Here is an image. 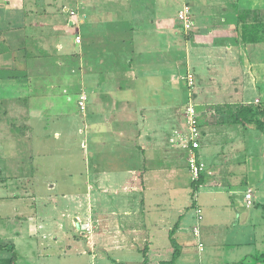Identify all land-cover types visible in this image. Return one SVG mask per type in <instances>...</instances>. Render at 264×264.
<instances>
[{
    "label": "crops",
    "instance_id": "0c3cea01",
    "mask_svg": "<svg viewBox=\"0 0 264 264\" xmlns=\"http://www.w3.org/2000/svg\"><path fill=\"white\" fill-rule=\"evenodd\" d=\"M68 1L0 0V243L6 246L0 249V264H10V247L15 251L16 264H47L53 256L65 259L70 256L73 235L86 237L83 225L93 227L92 250H102L101 264L112 259L110 252H118L121 258L124 253L128 260L127 254L136 251H144L141 264L145 258L148 264H162L172 259L170 233L176 224L175 238L181 250L176 264L196 262L192 237L198 240L199 256L208 253L196 264H219L216 227L222 224L205 226L203 233V211L198 208V225L191 231L187 219L168 209L180 196L192 193L193 182L189 151L171 142L175 132L184 128L182 113L180 119L178 115L172 121L167 111L180 102L173 96L185 98L182 77L192 73L195 86L188 98L199 113L203 129L199 152L205 164V182L193 197L199 198V190L204 188L208 195L205 203L215 208L225 202L230 212L233 196L232 204L246 211L264 204L254 196L252 187L227 189L223 177L227 167L222 162L234 135L263 136L258 137L253 126L227 124L219 119L226 111L222 109L229 106L264 105V41H244L241 21L252 11L264 19V0H192L198 42L184 36L177 19L182 0H91L93 4L83 8L91 16L92 7L113 11L112 21L106 24L110 32L103 31L99 34L102 40L96 41L87 22H82L83 28L79 26L69 43V36L57 42L56 16H62L68 29L76 25L71 16L61 13L63 9L71 12ZM248 17L257 20L256 15ZM77 37H81L79 45ZM100 51L104 60L97 55ZM89 57L95 64L88 65ZM73 58L76 67L71 64ZM78 70L81 75L86 71L80 80L79 95L87 96V107L81 113L93 121L90 128L79 131L85 139L83 152L76 154L87 187L79 195L62 193L59 199L54 197L58 185L38 179L35 173L43 168L51 170L55 163L60 172L72 170L70 135L64 134L66 127H56L55 122L66 116L62 88ZM119 72H123L122 77ZM137 79L142 80L138 83ZM177 85L179 94L175 92ZM40 106L49 110L41 111ZM56 141L60 142L59 148ZM258 167L257 163L251 164L249 176L243 180L260 182L264 176ZM175 179L180 196L174 190ZM225 191L230 202L212 196ZM248 192L253 195L251 206L246 200ZM151 194L158 198L152 209L146 204ZM261 194L259 190L258 197ZM93 196L97 199L94 213L89 204ZM220 200L223 202L218 203ZM198 210L202 211L200 221ZM247 214L246 221L252 212ZM196 227L199 235L195 234ZM261 255L255 258L256 264H264ZM111 261L132 264L124 259Z\"/></svg>",
    "mask_w": 264,
    "mask_h": 264
},
{
    "label": "rangeland",
    "instance_id": "374dc122",
    "mask_svg": "<svg viewBox=\"0 0 264 264\" xmlns=\"http://www.w3.org/2000/svg\"><path fill=\"white\" fill-rule=\"evenodd\" d=\"M57 2L59 0H56ZM91 0H83L84 4L81 2V0H70L67 2V6L69 8L70 16L72 12H74V17H72V24H76L73 29H68V25L63 22V18L61 17H55L54 22H56V34H59L57 42L60 41V39H66L67 36L69 38L66 40V42H70V38L75 36L79 31V26H81L82 22H87V25L89 26L92 33H94L96 37V41L102 40L99 34H102L103 31L110 32V28L107 27L108 20H111V16L113 11L112 10H96L94 7L90 9V13H92V16L85 12L86 5H89ZM93 1V0H92ZM105 2H110L111 0H102ZM183 1V0H182ZM86 4V5H85ZM58 8V6H56ZM59 9V8H58ZM57 14L59 11H57ZM55 12V14H56ZM117 13V12H116ZM70 20V19H69ZM83 28V25L81 26ZM112 30V29H111ZM103 35V34H102ZM181 35V31H180ZM185 36V33H184ZM96 44V42H95ZM98 57L102 60H104L103 52H98ZM109 57V56H107ZM106 57V58H107ZM93 60V62H92ZM71 63L74 67L77 66V63L75 62L74 58ZM88 65L95 64V60L91 57L87 60ZM93 67V66H92ZM123 65L121 66V68ZM77 71V70H76ZM82 72V71H81ZM84 72V73H83ZM82 75L80 71L74 73L71 75L69 83L66 85L65 89L66 92L64 93L65 89L62 88V99L61 102L65 101L67 102L64 109V119L62 121H56V127L60 125V128L66 127V133L65 135H70V144L73 150L72 158L74 159L71 163L72 170L69 172H60L57 170L59 166L58 164H52L51 170H45L44 168L39 170V172L35 173V176L40 180H49L48 182L50 185H58L56 188V192L54 197L61 199L62 193H66L67 195H79L80 193H83L85 191V188L87 187V184H84L85 182V176H82V172L80 170V157L79 153L83 152L81 149V144L85 139V134H80V130L87 129V127L90 128L91 122L90 120H86L84 118V115L81 113V110L78 106L79 101V91H80V80L83 78V74L85 76L86 71L83 70ZM63 73V72H62ZM61 73V74H62ZM120 77H122L123 72L120 74L118 73ZM118 74H116V78L119 79ZM85 80V79H84ZM138 80V79H137ZM140 80H138V83H140ZM142 86V85H141ZM177 94L180 93V86H176ZM186 88V87H185ZM193 89L189 90L186 88L187 94L185 95V98H180V96H173L172 99H176V102L178 103V106H171L169 110L167 111L169 119L172 121L174 120V117H177L180 114L184 112L185 105L188 103V94L192 92ZM83 91V90H81ZM128 94V93H123ZM132 96L133 93H130ZM99 99L98 97H95V100ZM191 100V99H189ZM191 102H193L191 100ZM39 109L47 110L48 108H45L43 106H40ZM221 108H218V111ZM49 110V109H48ZM227 111V108H223L222 112ZM225 111V112H226ZM226 114V113H225ZM222 115L219 119H227L228 117L226 115ZM166 113H164V116ZM220 115V113H219ZM163 116V117H164ZM182 117V116H181ZM103 120H105V116L102 117ZM184 120V116L182 117ZM87 122H86V121ZM174 123V122H173ZM53 124H50L49 127ZM69 129V130H68ZM37 131H41L40 129ZM68 131H70V134H68ZM203 131V129H202ZM258 134V137L261 138H255L253 134H245L242 138H238L237 135H234L233 140L228 141L230 144L229 148L226 149V156L223 157L222 162L225 163L227 167V171H224L225 182L227 185V189H243L246 187H252L254 196L257 198H260L264 200V177L260 182L257 181H247L246 179L243 180V178H246L249 176L248 169L249 166L253 163L258 164V168L260 170V175L264 176V135H262V132L256 131ZM56 147L59 148L60 142H55ZM236 150V151H234ZM170 151V150H169ZM233 151V152H232ZM78 152V153H77ZM173 152V151H172ZM170 152V154L172 153ZM175 152V151H174ZM173 152V153H174ZM172 153V154H173ZM79 154V155H76ZM67 158V157H66ZM86 162L89 164L91 163V160L88 158L85 159V157H82ZM49 163L45 164V167H48ZM108 173L112 174V170L108 171ZM175 173V172H172ZM84 174V173H83ZM226 174V175H225ZM60 177H63V180H60ZM158 180V179H156ZM87 182V181H86ZM158 182V181H157ZM173 182V181H172ZM176 179L173 182L174 190L177 191L176 195L181 194L178 190V186H175ZM243 185V186H242ZM163 186L167 185L164 183ZM231 187V188H229ZM146 188V187H145ZM149 189L155 190L154 187ZM183 189H185L182 186ZM147 189V188H146ZM262 191V194L260 197H258V191ZM193 192V190H192ZM206 189L202 188L199 190V198H195L192 195L193 193L187 192L186 195L180 196L177 200L170 203L171 205H168V209L171 211H174L178 213V216H182L184 219H187V227L192 231L193 227L198 225V219H196L195 215H197V209L201 208L203 211V220L200 223V228L203 233H205L204 229H206L205 226L210 227L213 224L218 225L216 229H218L219 232V245H218V252H219V264H256V259L261 257V254H264V204L261 206V204H258L255 209L252 211H246L244 209H241L239 206H234L232 204L234 202V198L229 199V195L227 191L224 192V194L221 193V195L212 194V196H216V198H225L226 201L229 200L231 203L232 212L226 210L225 208V202L221 204L220 206H215V208H212L208 203H205V200L207 199L208 195H205ZM159 197V196H158ZM165 193L163 194V198H165ZM243 197V196H242ZM157 197H152V194L149 195V200L146 202L147 207L152 209L153 203H157L158 200ZM240 198V196H239ZM159 200L160 197H159ZM163 200V199H162ZM59 201V200H57ZM72 201V200H71ZM233 201V202H232ZM223 202V200H220L218 203ZM40 203V202H39ZM90 209L94 211L97 207V199L95 196L91 197L90 200ZM255 205V204H254ZM253 205V207H254ZM252 207V208H253ZM207 210V211H206ZM92 212V211H91ZM181 212V213H180ZM231 214H230V213ZM252 212V216L250 220L246 221L247 213ZM242 216V217H241ZM183 219V222H185ZM246 221V224H244ZM86 226V225H85ZM88 229H84V225L82 228L84 229L86 233V237H81L79 235H73L71 238L73 240L72 242V248L70 252V256L66 257L65 259L60 260L59 256H53L48 260L47 264H101L102 259L99 256V253H102V250L100 251L99 248H96L95 250H92L94 248V242L92 241V231L93 227L90 228L88 225ZM72 231L74 232V229L71 227ZM92 230V231H91ZM208 230V229H207ZM84 233V234H85ZM83 234V235H84ZM35 237V236H32ZM81 237V238H80ZM80 239V240H79ZM193 241V251L195 254L196 262H198V258L201 256L207 257L208 253H203L199 256L197 243L198 240L196 238H191ZM203 239L206 241V238L203 237ZM203 240V243L205 245V241ZM168 242V238H167ZM63 245V243H62ZM208 245V244H207ZM209 246V245H208ZM78 247L80 249H78ZM87 249H86V248ZM85 249V250H84ZM66 251H69L67 248H65ZM207 250L209 248L207 247ZM57 253V252H56ZM122 257L119 256L118 252H110L109 256L116 260V259H124L128 263L132 264H141L142 259L144 256V251H136L135 253L127 254L129 256V259L124 258L126 254L121 253ZM62 258V256H61ZM97 258V260H96ZM111 259V260H112ZM109 260V259H108ZM107 262L106 264L111 263L112 261ZM196 262H193L192 264H196ZM113 263V262H112ZM111 263V264H112ZM199 263V262H198Z\"/></svg>",
    "mask_w": 264,
    "mask_h": 264
},
{
    "label": "built area",
    "instance_id": "2783aa9c",
    "mask_svg": "<svg viewBox=\"0 0 264 264\" xmlns=\"http://www.w3.org/2000/svg\"><path fill=\"white\" fill-rule=\"evenodd\" d=\"M74 16V12L71 13ZM177 19L181 25L183 32L186 36H191L194 38L196 42H198L199 31L194 22V14L192 8V0H183V4L181 9L177 13ZM76 44H81V37L76 38ZM182 83L184 86L191 90L195 86V80L193 74L188 72L182 77ZM87 107V96L82 93L79 99V108L82 112H85ZM184 116L183 124L184 128L175 132L174 137L171 142L175 146H180L181 148L188 150L190 155L188 158V166L189 171L191 173L192 182L198 181L200 179L201 174H204L205 164L203 163L200 157V148L201 141L203 139L202 131L199 127V113L197 107L191 100L185 105L184 112L182 114ZM253 195L251 192L246 194V200L248 202V206H251ZM199 221L202 220V211L198 210ZM88 225H84V229L87 230ZM83 229V228H82ZM83 229V230H84ZM195 234L199 235L198 227L195 228ZM201 250H203L202 245H200Z\"/></svg>",
    "mask_w": 264,
    "mask_h": 264
},
{
    "label": "trees",
    "instance_id": "16d2710c",
    "mask_svg": "<svg viewBox=\"0 0 264 264\" xmlns=\"http://www.w3.org/2000/svg\"><path fill=\"white\" fill-rule=\"evenodd\" d=\"M62 14H64L66 17H70V12H64V9L61 11ZM67 13V15H66ZM251 15H256L257 20L253 21L251 20L252 17H248ZM260 13L258 12H247L245 16L241 18V21L243 23V39L246 42L249 43H260L264 41V19L259 16ZM74 17V16H71ZM249 19V20H248ZM253 21V22H252ZM253 23V24H251ZM188 37V36H187ZM188 38L191 39V36ZM106 62H109L108 60ZM106 65V64H105ZM226 116L228 117L225 119V123L232 124V125H243V126H253L256 130L264 132V105L262 104H256V105H241V106H229L227 107V111L225 112ZM184 127V124H183ZM199 127L202 131L201 124H199ZM203 134V132H202ZM205 182V175L201 174L200 179L198 181H195L192 183L193 185V194H196L199 187ZM179 224H176L174 230L170 233V239L172 242V246L174 248V253L172 256L171 261L169 262H163L162 264H176L177 260L179 259L181 255L180 246L175 238V232L178 228ZM6 246H2L0 243V249L5 248ZM12 250L13 258L10 260V264H16V255L15 251L12 247H10ZM144 264H148V260L145 258Z\"/></svg>",
    "mask_w": 264,
    "mask_h": 264
}]
</instances>
